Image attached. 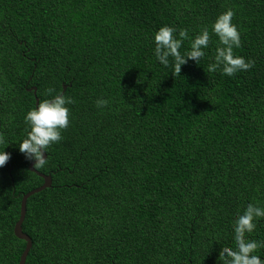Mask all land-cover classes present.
I'll return each mask as SVG.
<instances>
[{
	"label": "trees",
	"instance_id": "1",
	"mask_svg": "<svg viewBox=\"0 0 264 264\" xmlns=\"http://www.w3.org/2000/svg\"><path fill=\"white\" fill-rule=\"evenodd\" d=\"M227 9L233 54L252 61L232 77L207 71ZM165 25L186 31L182 55L209 30L179 75L153 55ZM63 86L69 124L36 169L52 186L27 201L25 264H219L237 216L264 208V0H0V264H19L21 200L43 184L18 152L24 116ZM247 238L264 244V217Z\"/></svg>",
	"mask_w": 264,
	"mask_h": 264
},
{
	"label": "clouds",
	"instance_id": "2",
	"mask_svg": "<svg viewBox=\"0 0 264 264\" xmlns=\"http://www.w3.org/2000/svg\"><path fill=\"white\" fill-rule=\"evenodd\" d=\"M234 13L227 9L219 14L211 25V32L217 37L218 46L215 48L214 62L208 64L209 73L220 71L222 75L232 77L237 72L247 71L252 67V61H245L244 57L233 54L234 48L240 47V32L232 23ZM186 31L177 30L170 26H162L152 35L154 44L153 55L158 64L168 67L169 58L172 59L174 74L180 73L181 66L189 60L196 64L205 56L204 49L208 47L209 30L202 28L190 43V50L183 55L180 53L182 42L186 39ZM73 103L71 97L57 94L51 99L38 102L34 109H30L24 116L27 125L25 137L18 144V152L22 154L32 168L39 169L47 163V149L61 141V132L69 124V108ZM107 100L98 98L97 108H104ZM10 159V154L0 150V168ZM264 217V208L249 203L238 215L233 223V240L235 248H222L219 264H264V260L255 254L264 244L257 240L248 239L256 228V221Z\"/></svg>",
	"mask_w": 264,
	"mask_h": 264
},
{
	"label": "water",
	"instance_id": "3",
	"mask_svg": "<svg viewBox=\"0 0 264 264\" xmlns=\"http://www.w3.org/2000/svg\"><path fill=\"white\" fill-rule=\"evenodd\" d=\"M66 86H63V92L62 94H64V92L66 91ZM34 94L36 95V88H34ZM38 99L36 100V106L38 104ZM29 169L30 171L32 172H35L40 178L43 179V184L28 192L27 194H24L23 197H22V200H21V204H20V215H19V219L18 221L16 222L15 224V227H14V235L16 238H18L19 240H22L26 243V246H25V249L20 257V261H19V264H25L26 263V259H27V256L32 248V241L30 239V237L25 234L23 232V229H22V224L24 222V219H25V216H26V204H27V201L28 199L33 196L34 194H37V193H40L48 188H50L52 186V177L51 175H45L43 173H40L38 172L36 169L34 170L32 168V164L30 163L29 165Z\"/></svg>",
	"mask_w": 264,
	"mask_h": 264
}]
</instances>
